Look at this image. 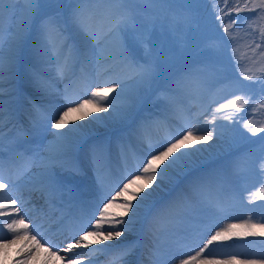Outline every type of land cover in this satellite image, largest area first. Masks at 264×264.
I'll use <instances>...</instances> for the list:
<instances>
[{
    "label": "rangeland",
    "instance_id": "374dc122",
    "mask_svg": "<svg viewBox=\"0 0 264 264\" xmlns=\"http://www.w3.org/2000/svg\"><path fill=\"white\" fill-rule=\"evenodd\" d=\"M41 3L42 12L47 14L45 18L52 17L63 29V39L60 44L66 42L67 47L61 51L59 45L56 49H51L43 44H38L36 34L33 32L25 37L23 44L18 49H14V36L8 31V28L13 24L14 14L15 26L19 28L23 25L28 5L26 0H5V11L0 19V46L3 47L5 56L10 51L16 50L18 63L13 87L10 88L5 82L4 95L0 97V103L3 104V108L0 109V113H2L0 120H4L8 112L13 110L15 103L13 97L18 96L21 91L26 92L25 95L22 94V97L26 99L24 108L32 109L30 107L36 106V104L50 110L61 107L64 104V99L60 97V94L65 89L63 86L65 79L68 82L67 74L73 67L79 70L81 80L71 95L73 98H90V93L84 92L86 86L84 78H87V83H100L104 80L102 76H105V70L113 67L116 63L115 60L111 63H104L103 66L97 63L101 61L102 57L112 56L111 45L103 48L100 58L86 59L85 50L94 43L72 23L71 11L78 6V0H41ZM217 5L223 6L220 0H189L185 3H178L177 0H126L124 4H121L120 0H113L112 3L109 0H91L89 4L92 10L91 14L98 18L108 16L110 8H119L121 11H127L138 17L137 24L146 28L145 37L147 38L151 34V44H139L137 42L138 34L133 30L127 32L126 43L137 58L144 57L149 61L152 66V79L147 83L134 81L129 84L131 80L128 79L127 74L123 70H116L117 72L111 75L110 79L127 81L125 97L115 101L121 105L123 111L116 115L115 119L98 122L93 121V116L109 117L112 110L93 113L86 117L92 126H96L94 130H99L100 133H95L94 136H91L93 134L87 135L96 141L92 143L89 139V142L85 140L79 151L75 153V156L80 155L82 158L91 159L92 145L103 143L106 148L105 158L120 160L121 157L130 153L131 148L138 150V157H129L120 166V171H117L116 168L108 169V172L101 178L98 173V178L93 173L96 184L78 185V182L84 179L82 174L68 167H62L59 171L56 170V176L61 178L63 183L73 189L77 187L84 189L83 200L89 204L97 205L98 202L95 200L97 188L102 189L107 184L114 186L121 177L133 171L152 149L164 141L166 136L159 132L158 128L172 130L170 135L167 134V137H170L175 134L176 128H181L189 119L197 117L199 118L197 127L205 128L208 131L215 128L212 141L200 144L201 148L199 145H194L189 151H194L197 148L206 149L198 155L210 152L213 154V158L209 157L202 162L191 161L181 175H179L178 169L169 173L167 178L169 182H165L166 187L174 184L181 185L187 190L189 188L183 194L181 202L176 196L174 207L167 208L163 212L164 214L159 216L158 223H154V219L158 217L156 215L162 213V206L155 212L157 214L149 212L142 215L144 220L140 221L139 226L141 229H148L149 238L147 239L150 242L147 255L142 260L143 264H149V262L151 264H171L169 256H176L180 250V232L184 234L186 240L194 239V248L196 249L200 241L196 242L195 240L196 238L200 240L208 225L219 223L223 226L227 223H238L240 219H246L249 215L259 218L264 214V208L259 207L264 204V200L260 199L264 193H259L255 197L254 204H248L246 199L249 191L257 192L260 187L253 171L258 165L251 161L259 160L262 145L259 137H252L242 127L243 122L248 119H252L255 126L264 123V110H257L255 115H253L252 109L247 107L238 113L231 110L217 111L214 122L212 118L213 110L234 98L233 81L238 78L242 79L240 73L246 68L256 70L264 67V57L259 56V50L255 55L253 54L254 36L250 34V29L234 31V41L225 45L224 40L220 39L221 36H224L222 25L215 18ZM261 25H264V21H257L254 27ZM224 39L226 40L227 37L225 36ZM146 49H150V52H146ZM233 49H235L234 52ZM65 60H67V65L61 75L59 69L65 65ZM99 67H103V69ZM33 74L39 75L40 81L48 89L47 92L42 91L33 83ZM74 88L71 85L70 91ZM255 91L259 93L258 88ZM235 94L240 95L241 93L235 92ZM115 95L116 93H112L109 98ZM55 101L59 104H55ZM226 114H232V120L223 119ZM144 121L146 123L143 127L146 126L145 131H147L143 134L141 133V123ZM39 123L27 126L24 129V134H19L18 137L28 141L30 133H33L34 130L40 132V128L46 127L41 118ZM131 128L133 129L131 130ZM242 133L243 135H241ZM260 135L264 136V133ZM4 136L6 140L10 138L8 145L10 147L14 145L16 148L18 140L13 139L14 132L9 130ZM111 137H115V147L113 148L110 143L108 144ZM129 137L131 139H128ZM86 138L84 137V139ZM30 140V144H32L33 137ZM54 140L56 139L52 136L50 142L53 143ZM208 149L214 151L211 152ZM58 151L61 153L60 149ZM52 152L50 151V154ZM246 154L249 158L242 159L239 167L233 166L232 162L237 157H244ZM211 155L208 154V156ZM87 163L90 162H82L81 167L86 168ZM192 165L199 172L190 175L188 170L192 168ZM206 165L207 168L201 169ZM28 168L33 169V166H28ZM31 172L33 175L36 173L34 169ZM39 187L38 184L33 189V192L38 195L42 191ZM161 196L171 197L168 192H163ZM224 197L228 202L219 203ZM63 200L66 201V198ZM240 200H244L246 208L239 207ZM29 201L31 200L29 199ZM133 202L136 204L138 200ZM146 205L147 203L143 205L144 208ZM166 206L165 203L162 209ZM82 207L84 208L86 205L82 204ZM250 239L254 240V244L247 243ZM120 240L122 241L121 238ZM261 240L264 238L233 237L232 240L217 242L210 247L221 252V259H224L226 258L224 254L227 253H258L264 250V245L260 243ZM114 242L117 241L108 243L114 244ZM62 244L65 246L66 243ZM52 250L56 251L55 248ZM150 250L154 252V255L149 254ZM106 252L105 255L110 253ZM64 254L63 252L58 253L61 256ZM53 257L55 258V256ZM80 257L87 261L91 260L95 264L103 256L98 251L93 255H87V257L80 255ZM166 257L168 258L166 259Z\"/></svg>",
    "mask_w": 264,
    "mask_h": 264
},
{
    "label": "snow or ice",
    "instance_id": "6c2138e0",
    "mask_svg": "<svg viewBox=\"0 0 264 264\" xmlns=\"http://www.w3.org/2000/svg\"><path fill=\"white\" fill-rule=\"evenodd\" d=\"M27 8L25 12L24 23L17 28L14 24L15 14L13 15V24L8 31L13 34V48L18 49L24 42L25 37L36 34L37 43L43 44L45 47L56 49L59 45L62 51L67 47L66 42L60 44L63 39V29H61L56 20L52 17H46V13L42 12L41 0H26ZM91 0H78V6L71 11V20L84 35L95 44L97 48H104L111 45L112 56L102 57L100 63H111L116 61L113 67L105 70V75L116 70H123L129 80L138 83H147L152 79V66L144 57L137 58L136 54L128 47L127 32L133 30L138 34V43L142 45L151 44V34L145 37L146 28L137 24L138 17L127 11H121L119 8L108 9L109 15L106 17H97L92 15L89 7ZM110 3L113 0H109ZM126 0H120L124 4ZM222 7L216 6V20L222 25L224 36L220 39L224 40L225 45L230 41H234V31L251 30L250 34L254 36L252 43L254 47L252 52L255 55L259 50V56L264 57V25L254 27L257 21H264V0H220ZM5 0H0V19L5 11ZM245 13V15H241ZM144 28V30H141ZM227 37L225 40L224 37ZM150 52V49H146ZM235 49H233V52ZM17 54L16 50H12L7 56L4 49L0 46V97L4 95L5 82L9 87H13L17 73ZM61 66L59 71L63 75L64 67ZM250 73V74H249ZM240 78L232 83L235 92L241 93L226 103L219 105L218 109L212 111L213 122L216 118L217 111L239 112L246 107L252 109L253 115L257 110H264V67L259 69L246 68L240 73ZM33 83L42 91L47 92L48 89L40 81L38 74H33ZM85 79L84 92L90 93V98H73L70 94L71 85L63 90L64 104L59 108L47 109L41 106H35L34 110L45 122L46 127L52 131V136L63 142V152L61 157H74L79 151L80 146L84 143L85 126L75 123L76 120L85 119L93 113L109 112V117L93 116V121L115 119L123 109L121 105L115 101L125 97L127 89V81L121 79H105L100 83H87ZM249 81L251 83H244ZM259 89V93L255 89ZM116 93L115 96L109 98V94ZM3 104L0 103V109ZM203 115V114H201ZM2 118V113H0ZM223 119L232 120V114H226ZM199 118L189 119L174 135L166 137L163 142L152 149L143 160H141L135 169L126 176L121 177L117 182L114 195L108 192L98 201L96 212L92 214L88 224L81 228L71 238L66 237L65 246L52 244L50 240L45 239L44 233L41 231L42 224L39 223V217L33 219L29 216L28 206L30 201L25 199L23 194L19 197L13 196L12 192L17 187L18 181L28 172L33 171L28 168L16 177V179H6L0 173V232L7 229V234L0 235V253L7 255L6 249L22 244L19 252L23 255L19 259H14V264H29V261L36 253L43 249L49 256H55L61 261V264H84V259L74 258V249H89L92 252L113 251L114 259L111 264H123L126 258L134 251V244L123 243L120 238L126 233L132 231L134 224L137 222L141 208L147 203L153 192L160 189L164 183V178L177 169L187 167L192 158L198 153L206 151V149H195L194 151H184L185 148H192L195 144H207L214 138L215 128L211 131L205 128L197 127ZM239 123V122H237ZM69 124L73 126L68 128L67 132L61 131ZM242 127L251 134L252 137H259L261 142V156L258 161H251L258 165L253 171L257 177V183L260 185L257 192L249 191L246 198L248 204L255 203V197L259 193H264V123L259 126L253 124L252 119L245 120ZM243 135V133L241 134ZM247 139V137H245ZM22 145L17 144L16 150L18 154ZM179 153V155H175ZM106 148L103 143L92 145L90 149L91 162L97 167L98 172L103 171L102 161L105 158ZM3 145L0 143V167L3 166L4 160ZM171 158V159H170ZM249 158L247 154L244 157H237L232 164L239 167L242 159ZM168 163H165V162ZM163 165V167H161ZM64 163H52L47 166V183L52 191H56L58 180L56 178L57 167H64ZM71 170H78V164L73 159ZM126 181V182H125ZM122 184V186H120ZM155 185V188H153ZM135 188V190H134ZM153 189V192H147L146 189ZM247 190V189H245ZM144 193V195H141ZM123 198V199H121ZM264 200V195L260 196ZM138 200L136 204L133 201ZM102 204V207L100 206ZM239 207L246 208L244 200L239 201ZM264 208V204L259 205ZM119 208V212H113L111 209ZM98 213V215H97ZM129 213L131 215L129 216ZM125 217H128L125 219ZM160 217L154 219V223L159 222ZM239 219V218H237ZM91 228V230H88ZM233 237L248 238L261 237L264 238V214L259 218L249 215L246 219H240L238 223H227L221 226L219 223L208 225L207 229L200 238V244L197 246L194 254H189L179 259V264H264V250L258 253H227L226 258L219 259L211 254L210 246L217 242H225L232 240ZM43 241V243H42ZM105 241H117V244H107L104 249H93V243H103ZM251 243V241L249 242ZM260 243L264 245V240ZM51 245V247H45ZM55 248L56 251L52 249ZM63 252L65 255H58ZM150 255L154 252L150 250ZM87 257V253L80 254ZM91 264V260H89Z\"/></svg>",
    "mask_w": 264,
    "mask_h": 264
},
{
    "label": "bare ground",
    "instance_id": "6f19581e",
    "mask_svg": "<svg viewBox=\"0 0 264 264\" xmlns=\"http://www.w3.org/2000/svg\"><path fill=\"white\" fill-rule=\"evenodd\" d=\"M85 54H86L87 60L91 59L92 57L100 58V54L101 55L103 54V48H97L95 46V44L94 45L91 44L85 50ZM99 68L103 69V67H99ZM116 72L117 71L112 72L110 75L109 74H107L105 76L103 75L102 78L104 80L110 79V76L114 75ZM130 82L134 83V81H132V80L129 81V84H130ZM9 119H10L9 117L7 119H5L6 121L3 123L2 127L3 128L6 127V128L3 129L2 131L8 130L12 125H14L16 123V121L14 119H10V120ZM7 122L9 123L8 126H6ZM26 123L30 124V122H28V121ZM75 123L78 125L85 126V136L84 137H87V138L84 139V141L86 140V142H89V140H90V142H92V143L96 141L95 139H92L88 136L90 134H93L91 136H94V134L98 133L99 130H94V129H96V126H92L91 123H89V121L87 120V118L81 119V120H76ZM31 124H33V122H31ZM72 126H73L72 124H69L65 129H62L61 131L67 132L68 128H70ZM132 129L133 128H131V130ZM47 130H48L47 136L46 135L45 136H41V135L37 136L36 135V139H34L35 148L29 149L31 154L28 155L27 159H25L24 161H22V158L19 159L21 162H20V166L17 168L16 172L6 173V170H3L0 172L3 174V176L6 179L16 177L19 174V171L21 170V168L23 166L30 164V165H33L34 168H36V169L39 168V170L38 171L36 170L37 172L34 176V179L28 178V176L31 175L30 173L27 174V176L23 177L22 179L29 182L28 187H30V186L33 187L36 185L35 180L41 179V177L47 173V166L48 165H50L52 163H57V164L64 163V165L67 164V166L69 168H71V164L73 162V159L75 160L76 163L79 161V158H80L79 155H76V156L74 155V157H61V154L63 152V142L61 140H58L57 138H55L56 140H54L53 143H51L50 142V138L52 137L51 133H52V131H55V130H49V129H47ZM88 130H90V131L88 132ZM1 137L2 136L0 135V139H1ZM42 139H43V141H42ZM195 145L200 146L199 143H197ZM110 146L112 147V144ZM200 148H201V146H200ZM59 149L61 150V153H60V151H58ZM190 149L191 148H185L183 150L184 151H190ZM37 150H38V152H37ZM208 150H210L211 152L214 151L212 149H208ZM50 151H53L52 154H50ZM56 151H58V152H56ZM58 153H60V156H58ZM208 154L211 155L212 153H210V152L206 153L205 152L202 155L199 154L192 159V162H200V161L202 162L204 160L206 161V159H208L209 157H212V158L214 157L213 154L211 156H208ZM132 155L136 156L137 154H136V152H133ZM175 155H179V153H176ZM165 163H168V162L166 161ZM77 164L79 167V163H77ZM118 166H119L118 163H114L113 166H111V167H118ZM162 167H163V165H162ZM191 167L192 168H190L188 170V173L190 175L194 174V173L196 174V172H199V170L195 169L194 165H192ZM57 168H58V170L60 169V167H57ZM105 168H106V166L103 167V169H105ZM201 168L202 169L207 168V165L202 166ZM185 169H186V167H184L182 170L178 169L180 171L179 175H181ZM101 173H102L101 175L104 174V172H101ZM168 177H169V175L164 178V183L161 185L160 189L156 190L155 192H153L152 188L148 189L147 192H153V195L147 201V205L145 206V208H144V206H142L141 211H140V216H139L137 222L134 224L132 231L129 233H126V235L124 237H121L123 243H125V244L132 243V244H137V245H138V243L143 244L144 241L140 238V232H142V230H141V226H139L140 221L144 220L142 215H145L146 213H149V212H152L154 214L158 209H160V206L163 207L165 203L167 206H170L171 201H172L171 197L177 196V198L179 199L181 197V195H183L184 187H182L181 185L176 186L174 184H170V185H167V187H166L165 182H169L167 179ZM87 179L88 180H86V181H88V182L91 181L90 175L87 176ZM38 183L43 184L42 188H47V191H45V192H46V195L49 194V199H51V200L53 199V196L55 195V193H58V190L64 188L62 185L58 184L57 190L52 191L48 187V184L46 187H44V183H41L39 181H38ZM153 188H155V185H153ZM164 188H167V189L163 192H168L169 196H171V197L165 198V197L161 196L163 193L161 190L162 189L164 190ZM108 189H110V188H108ZM108 189L98 190V193H96V198H97L96 200H98V201L101 200L104 197V195L108 192H111L113 195L115 194L114 191H110ZM23 193H24V195L27 194L25 192H23ZM141 195H144V193H141ZM13 196H15V195H13ZM72 197H74V196H72ZM39 201H40L39 196L37 198H33V204L34 203L38 204ZM227 202L228 201H225L222 204H225ZM35 204L33 206H37ZM133 204H135V202H133ZM78 206H77V208L74 209L73 213L70 216H68L64 227H61V225H60L56 229L53 226L48 227V225L49 224L53 225V223L56 221V219L58 220L57 216L59 213H61V211H63V208L61 210L54 208L52 211L49 212V215H47L46 217L40 213L41 210L39 211V209L37 211L31 210V211H29V216H31L33 219H36L37 217H39L38 222L42 224L41 231L44 232L45 239L50 240L52 242V244L57 245V244H60L62 242H66V239H65L66 237L71 238L72 236L75 235V233L77 231H79L81 228L85 227L88 224V222L91 220L92 214L94 212H96L95 206L86 207V208H82V209H81V207H78ZM87 206H91V205L89 204ZM100 206L102 207V204ZM167 206H166V208H167ZM162 207H161V209H162ZM111 211L119 212L120 209L119 208H113V209H111ZM155 214H157V213H155ZM97 215H98V213H97ZM130 215H131V213H129V216ZM78 218H80V221H78ZM127 218L128 217H125V219H127ZM75 221L80 222V224H79V226H77V229L74 230L72 228L71 224H73ZM46 229H48V230H46ZM88 230H91V228H88ZM3 234H7V229H3V231L0 232V235H3ZM138 236H139V239L136 240V237H138ZM132 239H134V241H131ZM250 241H251V243H249ZM108 242H112V241H105V243H93L91 246L93 249H104L105 245L109 244ZM247 243L254 244V240L250 239L247 241ZM114 244H117V242H114ZM21 246H22V244L18 243L16 245H13L12 247L6 249V252H7L6 256L3 253H0V264H14V259H19L23 255L22 252L18 251ZM49 246H51V245H49ZM145 246H147V245L144 243L143 247H145ZM193 247L194 246L192 245V243H188V241H185L183 244H181V247H180L181 249H180L177 261H174L173 264H179L180 258H184L189 254H194L195 250H198V248L195 249ZM144 251L145 250L143 249L142 256H145ZM73 252H74V254H75L74 256H76V258H80L79 255L83 254V253L92 254V251H90L89 249H84V248L77 249ZM99 252H101V251H99ZM105 252L106 251L102 252V255ZM110 252L111 253L108 255H103V257L100 258V260H99V262H97V264H111V262L114 259V250L110 251ZM210 252H211V254L215 255L217 258L221 259L222 254H220L221 252H219L218 250L210 247ZM82 259H84V258H82ZM109 261H110V263H106ZM142 262L143 261H141V260L137 261V258L135 257V252L133 251L132 254L126 258V260L123 262V264H141ZM29 264H61V261L59 259H57L56 257L52 258V257L46 255L45 251L43 249H40L36 253V255L29 261ZM84 264H89V263L87 262V260L84 259Z\"/></svg>",
    "mask_w": 264,
    "mask_h": 264
}]
</instances>
